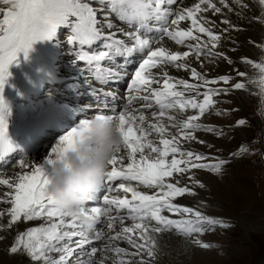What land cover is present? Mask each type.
Returning a JSON list of instances; mask_svg holds the SVG:
<instances>
[{"label": "snow or ice", "instance_id": "snow-or-ice-1", "mask_svg": "<svg viewBox=\"0 0 264 264\" xmlns=\"http://www.w3.org/2000/svg\"><path fill=\"white\" fill-rule=\"evenodd\" d=\"M257 2L262 13L253 19L264 24V0ZM219 3L233 11L228 0ZM232 4L239 9L249 7L246 0H232ZM209 9L214 13L222 10L213 0H194L190 6L181 5L180 0H0V204L6 205L0 208V218H6L0 222V230L16 229L7 248L10 253L27 256L31 264H152L159 254L158 237L162 233L188 237L193 245L208 249L211 245L197 237L217 226L229 227L224 218L175 202L185 194L195 195L194 186L204 187L191 170L221 173L229 163L219 157L210 160L205 153L185 149L182 143L197 140L194 133L200 129L222 136L221 130L200 123V118L217 103L214 96L246 90L243 80L229 87H206L218 82L229 85L232 77L225 74L209 79L186 62L191 54L197 58L223 57L232 63L224 53L213 51L221 33L213 31L215 22L203 15ZM182 21L190 25L181 26ZM222 23L239 30L227 19ZM59 29L64 30V42L76 60L87 66L84 71L98 82L107 84L129 75L130 81L125 106H113L107 99H116L114 91L93 89L98 101L101 95L105 99L83 105L79 109L82 118L63 132L40 163L31 160L9 138L10 108L3 89L11 75L9 67L19 63L20 54L27 59L34 42L53 39ZM165 37L176 45L187 42L189 50L166 46ZM259 47L264 49V44ZM103 61H108V66ZM241 62L258 70V76L248 83L260 88L264 115V58L257 62L243 57ZM132 63L138 66L129 73ZM167 65L190 69L197 82L174 79ZM237 75L245 77L246 73L239 71ZM137 101L143 103L139 108L132 107ZM145 109H158L151 111L155 119L149 120ZM188 109L195 114L184 119L173 114V110L183 113ZM165 117L170 125L163 122ZM93 119L114 121L123 143L117 146L104 178L81 210L94 224L92 231H86L78 216L61 208L48 193V166L74 147L76 137ZM246 123L243 118L235 121L236 126ZM170 127L177 133L169 134ZM153 132L159 137L158 143L149 138ZM250 151L256 149L242 144L229 155L235 158ZM9 168L13 171L8 172ZM185 173L193 186L181 184L178 177ZM32 221L39 223L19 227ZM96 241L101 244L95 246ZM121 241L127 246H121Z\"/></svg>", "mask_w": 264, "mask_h": 264}, {"label": "rangeland", "instance_id": "rangeland-1", "mask_svg": "<svg viewBox=\"0 0 264 264\" xmlns=\"http://www.w3.org/2000/svg\"><path fill=\"white\" fill-rule=\"evenodd\" d=\"M233 7L241 13L234 16V21L240 20L239 30H232V37L228 31H223L221 39L227 44L226 49L220 50L216 47L217 51L224 53L232 63L223 57L211 56L214 60H211L210 65H213L214 69L207 67V72L212 76L209 75V79L228 74L232 80L229 85L218 82L206 87H229L231 83L243 80L246 83V90H233L232 92H242L248 104L245 108L235 106L234 95L232 96L231 93L213 97L217 103L205 113L203 124H210L224 134L217 136L214 132L197 130L194 135L196 134L198 139L193 141L195 147H190V149L205 153L210 160L219 157L229 160V163L223 167L221 173H212L205 169L191 170L204 187L194 186L198 188L195 190L196 194H186L188 195L187 201L191 203L190 206L198 207L208 215L224 218L229 227L217 226L197 237L203 243L211 245L208 249L192 245L189 243L190 238L179 235L186 242L182 240L167 248L169 253L173 252L172 254L176 255L174 257L175 264H264V115L261 114L260 88L248 83L250 78L258 76V70L241 62L243 57L257 62L264 58V49L259 47L264 44V24L253 19L260 16L253 6L249 5L246 9H239L233 4ZM63 31V29H59L56 36L62 42L58 45V49L65 52L61 58L62 64L68 60H76L72 56L73 51L64 42ZM203 58H207V55H204ZM203 61L198 65L202 67L201 69H204ZM166 67L173 68L174 66ZM79 69L81 70V67ZM174 69L177 68L174 67ZM180 70L184 71V69ZM74 71L76 69L60 68L62 75L74 73ZM215 71L217 75L212 74ZM239 71L245 72L246 76L237 75ZM219 72L221 74H218ZM183 79H186L185 76ZM188 80L190 83L196 82L191 76ZM203 90V88L200 89V91ZM186 93H188L186 95L193 94L192 92ZM151 111L149 112L151 113ZM184 113L192 115L195 114V110L188 109L182 114ZM241 118L245 119L247 123L243 126H236L235 120ZM199 140H203L205 143H199ZM242 144H249L250 148L256 149V151H250L235 158L230 157L229 154L236 152ZM181 176L184 177L188 186H193L188 181L187 173ZM193 248L197 251L211 253H207L206 256L203 254L197 256L194 251H191ZM163 254L165 255V253Z\"/></svg>", "mask_w": 264, "mask_h": 264}, {"label": "bare ground", "instance_id": "bare-ground-1", "mask_svg": "<svg viewBox=\"0 0 264 264\" xmlns=\"http://www.w3.org/2000/svg\"><path fill=\"white\" fill-rule=\"evenodd\" d=\"M193 2L194 0H180V4L183 6H190ZM213 2L216 3L218 7H221V12L214 13L211 9H209L206 13H203V15L206 16L210 21L215 22L213 25V31L223 33V30L225 28H229V25L222 23V21L225 19L231 21L232 24L240 25V20L234 21V16L235 14H237V10L233 7L232 0H228V3L233 8V11H229L228 8H225L220 5L219 0H213ZM246 3L253 6L254 9H256L261 15L262 9L261 6L258 4L257 0H246ZM189 25V21L181 22V26ZM232 30L234 29L229 28L228 30L230 35ZM204 39L207 38L204 37ZM55 41H57V37H54L51 40L34 42L31 50L28 53L27 59H25L24 54L21 53L19 56V63H13L12 65H10L9 71L11 75L8 77V82L5 84L3 89V96L9 105L10 114L14 115L12 118L9 117L10 115L8 116V135L10 140L12 139L11 137H14L20 147H25L26 144L32 140V137L29 136L31 135V131L29 129L31 128L30 124L35 123V125L38 126H48L44 131L39 132V139H41L43 142L41 146L32 154L27 155L34 162L40 163L44 161V158L48 155L51 147L56 143V141L63 134V132L66 131L68 128L75 126V124L79 122L78 120L82 118L79 109L83 105L99 103L98 101H95L94 99H89L87 97L90 91L99 88L101 91L107 90V88L100 86V84L102 83L98 82L89 72L84 71V69L87 67L86 65H84L85 68H83L82 66L81 70L77 69L78 71H74V73H72V71L70 74L62 75L60 73V68L66 67L68 70H71L73 69V62L70 63V61L68 60L66 63H61V58L63 57V54H65V52L58 50V44L54 43ZM164 44L174 50H189L187 47V42L185 45H176L167 37L164 38ZM226 46L227 44L221 39L217 47L220 50H225ZM213 51L218 52L216 48L213 49ZM72 54L75 56L74 52ZM203 56L204 55H201L199 58H197L195 55L190 54V56L185 59L186 62L189 64L190 68L194 67L197 69L198 72H201L202 74H205L208 77L210 73L207 72V67H213V65H210V63L211 60H214V58L211 57V55H207V58H203ZM201 61L204 62V69H201L202 67L198 66L199 62ZM217 61H220V59H217ZM74 63L77 64V60H74ZM102 63L105 66H108V61H103ZM166 70L169 76L174 75L172 77H174L175 79L183 78L184 76L186 79H190L191 76L190 69L181 71L180 69H174V67H166ZM128 71L129 73L132 72L129 67ZM223 71L225 70L223 69ZM212 74L217 75L216 71ZM218 74H221V72H219ZM210 76L208 78H210ZM93 80H95L96 86L94 85ZM129 81L130 75L123 77V82L126 83V87ZM112 84L113 82H109L107 84L102 85H111L110 89L116 93L115 100L118 102L117 106H125L123 105L125 104V102L123 101L124 98L122 94V91H124L125 88L122 89L119 85L112 86ZM46 88H49V93H45ZM231 95H234L233 100L235 102V106L240 108H245L247 106L248 101L242 94V92H231ZM16 97L20 98V101L18 105L13 104V107L11 108L12 100ZM241 99H243L242 102H240ZM141 103H143V101H138L137 103L133 104L132 107L139 108ZM58 106L62 107L60 111H57L56 109ZM144 113L149 120L155 119L151 116L149 109H145ZM45 114H47V116H45ZM173 114L178 119H184L187 117V115H189L185 113H179V111L176 112L175 110H173ZM89 115H91V112L89 113ZM163 122L168 125L172 123L171 121L167 120V117L164 118ZM199 122H204V116L200 118ZM15 131L17 132L16 134H14ZM174 133H177V129L170 127L169 134ZM149 138L158 143L159 137L154 132L150 135ZM182 147H184L185 149H190V147H195V143L193 141H184L182 143ZM11 171L13 170L9 168L8 172ZM48 171H50V166H48ZM178 179L180 180V182H182L181 184L185 183V179L183 176L180 175ZM197 189L198 188L194 187V190ZM2 190L3 189H0V191ZM142 190L151 191L149 189L143 188ZM187 200L188 195L185 194L182 197L176 198L175 202H178L182 205L190 206L191 203H189ZM4 207H6V205L0 204V208ZM169 215H171L172 218H178L173 214ZM5 219L6 218H0V222H3ZM37 223H39V221L25 222L21 223L19 227L23 229L26 226H35ZM125 223H130V221H125ZM15 230V227H13V229L9 232H3L2 230H0V236L4 237L3 239H0V264H31L27 256L22 255L20 253L12 254L7 250L8 246L14 238ZM182 240L186 242L185 239L179 237V235L174 234L172 232H165L160 234L158 237L159 254L155 258V260L152 261V264H175L174 257H176V255L172 254L173 252L169 253L167 248L169 247V245L173 246L175 244L180 243V241ZM119 243L123 247L127 246L126 244H124L123 241ZM94 244L95 246H99L101 242L96 241L94 242ZM191 251H194V254L196 253L197 256L198 254H203L204 256H206L207 253H211L205 251H197L194 248L191 249ZM163 253H165V255Z\"/></svg>", "mask_w": 264, "mask_h": 264}, {"label": "clouds", "instance_id": "clouds-1", "mask_svg": "<svg viewBox=\"0 0 264 264\" xmlns=\"http://www.w3.org/2000/svg\"><path fill=\"white\" fill-rule=\"evenodd\" d=\"M122 143L114 121L93 119L76 137L74 147L50 166L48 193L61 208L75 213L86 231H92L94 224L81 210L94 195L108 169V161Z\"/></svg>", "mask_w": 264, "mask_h": 264}]
</instances>
